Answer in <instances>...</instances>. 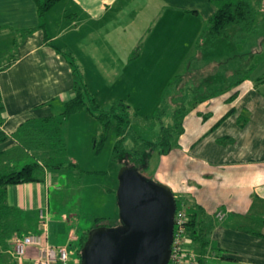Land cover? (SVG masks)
I'll use <instances>...</instances> for the list:
<instances>
[{"label":"crops","instance_id":"1","mask_svg":"<svg viewBox=\"0 0 264 264\" xmlns=\"http://www.w3.org/2000/svg\"><path fill=\"white\" fill-rule=\"evenodd\" d=\"M217 8V0H59L40 17L36 0H0V168L29 163L31 156L44 159L35 130L75 96L73 63L84 66L92 84L93 66L127 62L140 45L134 62L143 70L149 66L153 80L164 68L158 78L165 81L193 54L180 86L190 89L196 104L175 147L158 154L155 171L183 205L200 206L207 215L206 251L185 240L187 251L207 264H264V51L256 55L264 39L255 45L239 38L229 46L234 57L227 55L226 41L196 55V42ZM234 73L244 76L231 85ZM43 173L41 181L6 187V215L36 217L38 232L56 174L45 167ZM49 232L51 244H66L58 237L51 241ZM74 235L69 233L71 240ZM75 255L69 264H79Z\"/></svg>","mask_w":264,"mask_h":264},{"label":"rangeland","instance_id":"2","mask_svg":"<svg viewBox=\"0 0 264 264\" xmlns=\"http://www.w3.org/2000/svg\"><path fill=\"white\" fill-rule=\"evenodd\" d=\"M263 14L264 11L259 13V16H263ZM243 37H241V41L254 42L255 45L256 38L264 39V21L260 22L257 33L251 37L249 35H243ZM238 39L239 34L232 28L230 39L226 41V53L227 55L228 53L232 54L229 57H234L235 53L234 48L229 49V46L234 47ZM243 45L242 43L241 47ZM206 46H208L207 49ZM211 47L215 46H210L207 43L200 48V51L206 49L209 52ZM140 50V45L131 50L127 62L116 61L115 64L93 66V72L90 73V76L93 77L92 84L86 80L84 66H80L81 71H84L82 83L100 109H110L112 105L119 102L130 107L126 108V111L129 112L127 113L129 127L126 129V140L129 139V133H135L143 140L157 141L160 138L161 124L171 122V113L174 110L171 98L176 92L179 79L177 74L179 72L185 74L186 60L179 66V68L181 67L178 68L179 70L176 67L177 71L175 69L173 74L169 75L168 80L162 81L158 78L162 76L163 72H166L162 67H160V73L156 75L157 78L153 80L147 75L149 66L143 70L145 66L134 62L139 57ZM241 51H245V47ZM261 51H264V47L257 49L258 57ZM210 56H215V53L213 52ZM225 58L228 61L227 56ZM156 67L159 68V66ZM108 72L110 73L108 74ZM182 80H185V77ZM189 90V88L183 90L182 87V98L184 99L182 102L187 108V113L193 103L192 98L187 95ZM164 102H167V107L160 118L162 122H160L156 115L159 106ZM115 111L123 112V107L117 105ZM97 114L98 112L94 110L83 109L69 114L65 121L62 120V124H58V129L55 127L56 124H50L44 129V133L47 135V144L55 145V153L50 155L51 159H43L49 170L56 173L53 174V185L49 188L48 193V211L51 217L49 225L52 227L49 232L51 241L58 237L57 241L60 239L59 241L66 242L67 245L72 241L69 237L71 231H74V236L79 238L97 223L109 227L113 226L118 219L119 209L116 193L118 172L123 164L117 156L115 157L114 153L115 122L105 126L100 122ZM174 138L176 139L175 136ZM174 138L172 142H174ZM36 141L43 145L45 139L40 137ZM125 143L127 141L124 142V145ZM158 156L155 151L148 167L141 170L140 173L154 182L165 183L166 178L159 176L155 171L159 160ZM34 157H28V162L36 161ZM24 163L27 161L15 162V166H8L6 169L0 168V173L9 172L12 169L17 170ZM183 207L186 206L183 205ZM212 211H216V209H212ZM19 213L21 214V211ZM6 218L1 216L0 219V262L13 264L10 255L13 236L18 232L25 234L29 229L33 233L36 232L35 221L37 218L23 219L11 214ZM20 221L21 224H16ZM75 244L79 245L80 239L69 244V248L75 249ZM196 246L199 248L197 244ZM75 256L78 257V253ZM72 257L73 255L70 256V259ZM57 264L62 263L57 262Z\"/></svg>","mask_w":264,"mask_h":264},{"label":"trees","instance_id":"3","mask_svg":"<svg viewBox=\"0 0 264 264\" xmlns=\"http://www.w3.org/2000/svg\"><path fill=\"white\" fill-rule=\"evenodd\" d=\"M57 1L59 0H36L39 16L43 17L46 11L51 8ZM217 4L218 8L216 12L210 18L208 25L204 28L193 49V53H195L196 55L200 51V48L203 44L209 43L212 45L216 42H224L230 39V32L232 28L236 30L237 34H239V38H241L243 37V35L250 36L255 33L259 28L260 22L264 21V14L263 16H259V13H262V11H264V0H217ZM192 59L193 54H190L186 58L185 69L187 68V66H189L188 62H191ZM72 62H74V60ZM71 66L75 77V96L72 99L63 103V109L58 115L45 118L44 120H42L41 128H37L35 130V132H37L38 134L37 138L44 137L45 139V142H43L42 145L44 154H46L44 160H50V155L55 153V145L49 143L47 144V135L44 133V129L50 124H56L55 127L58 129V124H62V120L65 121L69 114L76 113L77 111L83 109H86V111L94 110L98 112L97 117L100 122L105 126L109 125V123L115 122L114 129L116 134V142L114 145V153L115 157L117 156L120 159L123 166H132L135 167L139 172H141V170L148 167L152 154L155 151L159 155H166L173 147H175L178 137L184 132L183 121L185 115L187 114V108L182 102L184 100L182 98V87L178 86V84L182 82L183 72H179L177 74V78L179 79L176 87V92L171 98V102H173L174 104V110L171 113V122L167 124L163 123L164 125L161 124L160 138L157 141L143 140L140 138L139 135L135 133H129V139L126 140V129L129 127V116L127 114L129 112L126 111V108L130 107L124 104L123 102H119L112 105L110 109H100L95 99L89 95L84 84L82 83L83 72L81 71L80 66L76 63H73ZM243 76L244 73L232 74L230 76L231 85H236L240 83L243 79ZM202 99L203 98H201V100ZM194 104H196V102L192 103V107L194 106ZM117 105H121V107H123V112L121 111L122 113L115 111V107ZM166 107L167 102H164L162 105L159 106L157 110L156 118L159 119L160 122H162L160 118L165 113ZM174 136L176 137V139L174 138ZM173 138L174 142H172ZM125 141H127V143H125L124 145ZM96 149L98 150V148ZM44 160H36L30 163H26L17 170H11L8 173L0 174V219L1 216L6 218L7 216H9V214H6L10 213V211H7L6 209L8 207L6 205L7 185L18 184L22 182L41 181L44 175V167L48 168V165ZM174 199L176 207L180 204H184L175 196ZM194 207L195 208H192L191 206L187 205L185 207L188 218L185 238L186 241L188 240L198 243L200 253H203L206 251L209 244L208 231L206 229L207 215L205 211L200 208V206L194 205ZM120 225V221L119 219H117L114 225L109 227L118 228L120 227ZM96 226L106 225L97 223L94 227ZM89 231H87L83 236L70 242L71 244L74 241L80 239V244H75V249H72L79 255V263L82 255L81 249L85 240L88 237ZM22 235L24 234H21L20 232L16 234V236ZM195 263L207 264L201 255H197L195 257ZM0 264L3 263L0 262Z\"/></svg>","mask_w":264,"mask_h":264},{"label":"water","instance_id":"4","mask_svg":"<svg viewBox=\"0 0 264 264\" xmlns=\"http://www.w3.org/2000/svg\"><path fill=\"white\" fill-rule=\"evenodd\" d=\"M116 197L120 227L92 228L80 264H168L176 210L170 187L124 165Z\"/></svg>","mask_w":264,"mask_h":264},{"label":"built area","instance_id":"5","mask_svg":"<svg viewBox=\"0 0 264 264\" xmlns=\"http://www.w3.org/2000/svg\"><path fill=\"white\" fill-rule=\"evenodd\" d=\"M216 216L221 219L223 214ZM187 212L183 204L176 207L173 219V232L171 240V254L168 264H194L195 255L184 247L186 240ZM50 215L47 209L39 211V233H27L14 236L12 240L11 260L13 264H69L70 256L74 250L69 244L53 245L49 242ZM72 238V237H70Z\"/></svg>","mask_w":264,"mask_h":264}]
</instances>
